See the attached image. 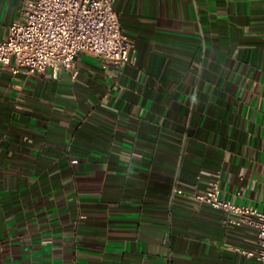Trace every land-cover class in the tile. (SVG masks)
<instances>
[{
  "label": "crops",
  "instance_id": "1",
  "mask_svg": "<svg viewBox=\"0 0 264 264\" xmlns=\"http://www.w3.org/2000/svg\"><path fill=\"white\" fill-rule=\"evenodd\" d=\"M23 1L0 0V42ZM113 6L119 71L0 65V264H264L250 215L172 194L220 170L221 198L264 209V0Z\"/></svg>",
  "mask_w": 264,
  "mask_h": 264
},
{
  "label": "built area",
  "instance_id": "2",
  "mask_svg": "<svg viewBox=\"0 0 264 264\" xmlns=\"http://www.w3.org/2000/svg\"><path fill=\"white\" fill-rule=\"evenodd\" d=\"M113 3L114 0H24L19 17L0 42V65L8 66L13 73L35 74L51 68L55 75L62 69L75 76L77 55L88 53L119 71L131 62L134 42L122 31ZM220 173L217 170L204 190L174 188L172 194L231 214L250 215L247 222L256 228L258 248L247 254L264 263V209L221 198ZM262 202L264 205V198Z\"/></svg>",
  "mask_w": 264,
  "mask_h": 264
}]
</instances>
